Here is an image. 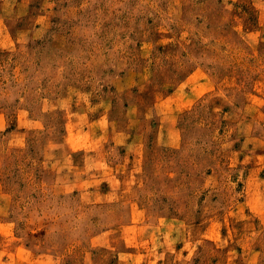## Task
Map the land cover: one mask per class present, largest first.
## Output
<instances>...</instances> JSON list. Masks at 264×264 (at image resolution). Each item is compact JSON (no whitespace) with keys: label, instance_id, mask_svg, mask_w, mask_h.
Here are the masks:
<instances>
[{"label":"rangeland","instance_id":"1","mask_svg":"<svg viewBox=\"0 0 264 264\" xmlns=\"http://www.w3.org/2000/svg\"><path fill=\"white\" fill-rule=\"evenodd\" d=\"M0 264H264V0H0Z\"/></svg>","mask_w":264,"mask_h":264}]
</instances>
